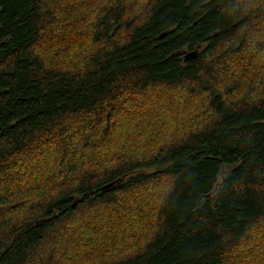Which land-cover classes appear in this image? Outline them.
I'll return each mask as SVG.
<instances>
[{
  "label": "trees",
  "instance_id": "trees-1",
  "mask_svg": "<svg viewBox=\"0 0 264 264\" xmlns=\"http://www.w3.org/2000/svg\"><path fill=\"white\" fill-rule=\"evenodd\" d=\"M77 1L0 0V264H233L264 236V83L235 97L232 81L233 55L262 54L249 35L264 0H109L86 26L94 7ZM77 36L91 51L54 62ZM155 87L178 89L174 108L197 98V120L141 152L120 145L118 111ZM141 189L153 230L91 251L130 217L96 211Z\"/></svg>",
  "mask_w": 264,
  "mask_h": 264
},
{
  "label": "rangeland",
  "instance_id": "rangeland-1",
  "mask_svg": "<svg viewBox=\"0 0 264 264\" xmlns=\"http://www.w3.org/2000/svg\"><path fill=\"white\" fill-rule=\"evenodd\" d=\"M99 1L100 2L98 3L90 0V3L94 8L87 7V14L82 12L84 13L83 15L86 16V18H84L85 26L89 23L90 20L93 19L94 21V18L97 15L95 14L94 16H91V14L89 13L94 12V10L97 11L98 9H102L101 5H106L107 3H109V0ZM250 1L254 5H256V3L260 4L262 2V0ZM76 3L80 4L81 0H78ZM97 6H99L100 8H98ZM262 18V20L256 22L258 27L256 26L255 31H252L249 35L255 41L260 42V49L263 46V49L261 50L262 54L247 58V54L242 51V54L236 53L232 57L234 60L233 63L235 62L234 66L232 67V71H235L234 76H232L234 80L232 81L237 82L241 85L239 92H235V97L239 96V93L241 91H246V82H252V85L256 84L255 86L258 87V89L259 86H261V82L264 83V15L262 16ZM84 28L86 29V27ZM64 32L74 34V30L70 27H67ZM77 38L80 39L78 40V44L75 47H70L67 52H62V50H59L60 53H58V59H54L53 61L58 62L63 66H71L72 61L77 62L76 60L82 57L83 51H91L93 45L91 44L89 37L85 38L83 36H77ZM226 66H229V61H226L224 67ZM253 89L255 90L256 88L253 87ZM153 91H155V94L153 95L139 96L137 98V100L139 101L138 105H127L124 110L118 111L116 126L117 134L119 135L118 143H120V145L125 144L128 146H133L139 144L140 149L137 150L141 152L146 150V147L144 146L146 143H153L154 141L157 143L161 135L166 137L165 143H168L170 139L176 136L177 132H183L185 128L189 127L192 120H197L198 115L197 113H194L195 108L200 109L198 102L199 100L197 98L195 99L190 97L189 95H186L185 99L189 106L187 104H182L181 106H177L179 108H174L169 104L168 100H172V98H180V95L176 94V91H178V89L170 87H155L153 88ZM163 96H167L168 98L164 99ZM142 111L154 112L155 114L149 117H145L144 119H140L138 115ZM157 144H153L152 148L157 147ZM114 152L115 151H110L107 157L111 156ZM143 191L144 190L141 189V191L136 193L123 194V200L120 202V204L112 209L114 213L108 209H101L100 212L96 211L100 222L107 220L113 221L118 217H121L120 219H122L126 216H130L126 220H131V222L126 224V220H115L112 224V227L108 230H105L104 233L109 231L116 232L121 237L109 233L106 235L107 240L97 241L95 243L96 248L91 249V251L99 252L104 250L103 252H101L104 255L113 254L115 253V251H113L112 244L115 240L119 241L120 243H124V240H130L135 235L140 236V233L138 232L142 230V238L144 239L145 235L149 231L153 230V224L148 225V223L145 222L138 223V215H151L149 217V220L151 222L152 219H154V217L152 216L153 214L148 212L151 208L153 209V205L156 204V200L154 201L153 190L146 193ZM135 196H137L139 202H135L133 203V205H131L130 201ZM131 208L133 209V212ZM88 216L89 215H86L84 217V220ZM258 228L259 227L255 228L254 230H257ZM97 235H99L98 232L95 237L87 238L85 242L89 243L91 241H95L97 239ZM231 261L233 262V264H264V236L258 240L251 241L245 246H242L238 250V252L234 256H232Z\"/></svg>",
  "mask_w": 264,
  "mask_h": 264
},
{
  "label": "water",
  "instance_id": "water-1",
  "mask_svg": "<svg viewBox=\"0 0 264 264\" xmlns=\"http://www.w3.org/2000/svg\"><path fill=\"white\" fill-rule=\"evenodd\" d=\"M197 53L195 52V53H193V54H190V55H188L187 56V59L186 60H192V59H195L196 57H197Z\"/></svg>",
  "mask_w": 264,
  "mask_h": 264
}]
</instances>
